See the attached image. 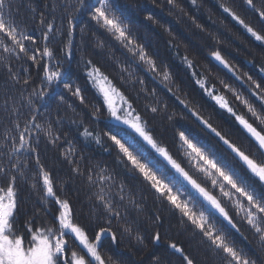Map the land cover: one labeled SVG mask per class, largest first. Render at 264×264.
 I'll list each match as a JSON object with an SVG mask.
<instances>
[{"label": "snow or ice", "instance_id": "1", "mask_svg": "<svg viewBox=\"0 0 264 264\" xmlns=\"http://www.w3.org/2000/svg\"><path fill=\"white\" fill-rule=\"evenodd\" d=\"M166 4L230 76L169 40L229 127L204 114L116 0H0V264H144L115 261L104 240L127 238L139 253L166 224L196 253L168 237L175 264H264V79L230 61L240 37L223 21ZM219 9L264 45V0ZM77 52L84 87L68 79ZM149 264L173 262L152 253Z\"/></svg>", "mask_w": 264, "mask_h": 264}, {"label": "trees", "instance_id": "2", "mask_svg": "<svg viewBox=\"0 0 264 264\" xmlns=\"http://www.w3.org/2000/svg\"><path fill=\"white\" fill-rule=\"evenodd\" d=\"M225 2H227V0H198L199 7L196 8L190 4V0H177V3L184 8L185 12L189 15L196 16L200 23L209 24L210 21L208 17L211 16L212 19L217 22V25L223 21L224 25L234 34L239 35L240 39L226 49V51L230 53V61L237 65L241 71L253 75L254 78L258 80L264 79V76L258 71L259 66L264 65V45H260L259 42L242 34L238 27L234 26V22H232L230 18H227L225 14H222L219 9V4ZM116 4L125 12L126 17L131 22L141 42L146 40L151 46V49L161 52L162 56L171 65L173 73L178 77V82L184 81L182 86L191 92L194 100L204 106V114H212L214 123L221 124L226 128L229 127L230 122L227 120L226 115L219 113L212 101L200 95L199 89L188 81L183 65L180 64L179 60L174 59L171 52L168 51V42L172 37H175L174 43L179 45V50L182 55L187 51L190 58L195 56L200 64L212 67L214 73L232 82L230 76L226 74V71L219 70L215 63L210 60L211 48L206 38L202 39L204 34L199 33L187 18L179 12L173 11L170 15V7L166 4V0H155V3L153 0H116ZM133 5H135V7H133ZM149 14L153 15L158 23L146 20L145 17ZM161 25L163 27H161ZM164 28L170 29L172 36H169V34L164 31ZM77 43H79L78 38ZM79 55V52H77L76 59L72 62V74L68 79L84 87L83 74L77 63ZM60 91L67 95L64 93L62 85ZM87 95L89 99H94L91 90L87 92ZM77 110L79 111L80 109L78 108ZM105 123L107 122H101L98 127L104 129ZM77 147H80V145L78 144ZM92 147L95 148L96 146L93 145ZM54 156L55 151L49 153V157ZM97 158L108 159L107 156H102L99 153L97 154ZM22 195L27 197L28 193L25 191ZM165 228L167 231L163 233L159 244L154 245L150 242V237L146 238V247L139 253H136L134 248L131 253L129 252V248L132 247V245L127 238L122 239L118 247L107 245L104 246V250L111 254L115 261L127 260L131 256L132 259H142L144 264H149L150 255L155 253L157 256L166 257L175 264L176 257L171 253V250L167 248V238L170 237L172 240L186 247L188 251H193L194 255L196 254L194 250L187 245L184 237L177 235V230L174 227L168 229L166 224Z\"/></svg>", "mask_w": 264, "mask_h": 264}, {"label": "rangeland", "instance_id": "3", "mask_svg": "<svg viewBox=\"0 0 264 264\" xmlns=\"http://www.w3.org/2000/svg\"><path fill=\"white\" fill-rule=\"evenodd\" d=\"M107 245H110V246H111V243H110V240L105 239V241H104V246H107ZM116 254H117V252H116ZM117 255H118V254H117Z\"/></svg>", "mask_w": 264, "mask_h": 264}]
</instances>
